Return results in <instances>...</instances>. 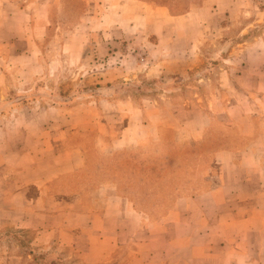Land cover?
I'll list each match as a JSON object with an SVG mask.
<instances>
[{
	"label": "rangeland",
	"instance_id": "obj_1",
	"mask_svg": "<svg viewBox=\"0 0 264 264\" xmlns=\"http://www.w3.org/2000/svg\"><path fill=\"white\" fill-rule=\"evenodd\" d=\"M13 1L8 9L15 11ZM19 3L25 12L6 19L10 23L6 33L17 32V27L20 33H31L35 53L11 61L10 56H0V125L25 123L26 116L42 110L31 124L58 126L73 117L88 125L97 118L106 126V143L130 124L139 128L141 138L114 152L96 150L90 166L51 189L60 199L80 192L94 210L106 209V216L96 212L94 222H88L85 229L67 230L70 211L64 200L66 207L60 206L50 214L51 220L48 216L44 221L61 224L56 237L45 228L17 227L12 221L0 227V264H161L162 245L150 236L159 224L154 228L151 224L178 195L192 191L194 174L200 171L202 160L205 166L215 147L231 144L240 132L238 127H250L242 120L244 110H264V0ZM150 6L170 13L172 47L193 37L195 53L166 54L172 70H177L180 61L195 58L194 66L183 75L159 72L157 60L165 56L150 55V16L146 17ZM20 44L10 53L22 49ZM248 96L254 101L248 102ZM72 107L76 109L70 115ZM151 112L172 125H182L183 130L170 127L159 143L150 140V135L143 138L146 126L150 134ZM206 114H213L212 124L203 139L195 138L196 127L208 122ZM228 114L235 127L228 125ZM16 115L20 117L14 121ZM0 149L3 152L4 146ZM111 181L142 216L134 241L115 249L99 240L107 231L105 222L113 217L110 214L118 213V198H94L96 187ZM74 238L78 244L67 243ZM176 252L171 247L169 254L177 256Z\"/></svg>",
	"mask_w": 264,
	"mask_h": 264
},
{
	"label": "crops",
	"instance_id": "obj_2",
	"mask_svg": "<svg viewBox=\"0 0 264 264\" xmlns=\"http://www.w3.org/2000/svg\"><path fill=\"white\" fill-rule=\"evenodd\" d=\"M11 1L0 0V33L4 34L0 38V56H10V61L21 55H33L36 44L31 33H20L18 27L17 32L6 33L10 24L6 19L25 12L20 7L21 0L13 1L16 2L15 11L8 9ZM162 9L150 6V14L146 15L150 16V55L165 56L157 60L159 72L183 75L194 66L195 58L180 61L177 70H172L166 54L195 53V46L191 44L193 37L188 38L186 44L172 47L170 13H164ZM18 43H22V49L10 53ZM243 51L247 52V46ZM245 66L250 65L246 62ZM261 67L264 68V64ZM252 97L248 96L246 100L251 103ZM75 109H68L69 114L72 115ZM247 109L250 112L244 110L242 120L248 121L250 127L242 130L236 125L240 132L231 144L215 147L204 167L202 160L200 171L194 174L192 191L178 195L168 211L151 224L152 228L159 224L154 234L150 230V236L162 245L164 258L161 264H172V260L174 264H264V110ZM42 113L41 110L26 116L25 123L0 125V133L4 134L0 138V145L4 146L3 152L0 149V227L13 221L17 227L45 228L56 237L61 224L44 221H48V216L50 219L52 212H58L60 206L66 207L64 200L70 211V217L66 219L67 230L71 231L85 229L88 222L93 223L96 212L106 216V209L94 210L92 203L86 202L80 192L60 199V195L51 189L90 166L91 153L96 150L114 152L138 143L141 136L139 128L130 124L106 143V126L97 118L88 125L84 120L76 122L73 117L64 125L31 124L30 121ZM229 116H225L230 122L228 125L235 127ZM19 117L14 116V121ZM151 117L150 134L146 126L143 138L150 135V140L159 143L165 140L164 133L170 127L183 130L182 125H172L158 113L151 112ZM206 117V126L196 127L195 138L203 139L210 128L213 114H206ZM95 190L97 201L118 198L120 203L118 213L110 214L112 219L105 222L103 227L107 231L99 242L115 249L122 243L134 241L142 216L118 193L113 181ZM12 213L16 217L12 218ZM111 228L109 236L107 233ZM67 243L78 244V240L74 238ZM171 247L177 251V256L169 254Z\"/></svg>",
	"mask_w": 264,
	"mask_h": 264
},
{
	"label": "trees",
	"instance_id": "obj_3",
	"mask_svg": "<svg viewBox=\"0 0 264 264\" xmlns=\"http://www.w3.org/2000/svg\"><path fill=\"white\" fill-rule=\"evenodd\" d=\"M51 264H56V262L55 261H51Z\"/></svg>",
	"mask_w": 264,
	"mask_h": 264
}]
</instances>
